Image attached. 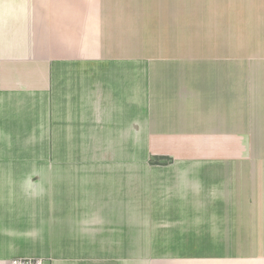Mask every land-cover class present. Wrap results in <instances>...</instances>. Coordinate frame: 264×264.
Here are the masks:
<instances>
[{
    "label": "crops",
    "instance_id": "obj_1",
    "mask_svg": "<svg viewBox=\"0 0 264 264\" xmlns=\"http://www.w3.org/2000/svg\"><path fill=\"white\" fill-rule=\"evenodd\" d=\"M207 75H232L230 110ZM14 258L264 264V0H0Z\"/></svg>",
    "mask_w": 264,
    "mask_h": 264
},
{
    "label": "rangeland",
    "instance_id": "obj_2",
    "mask_svg": "<svg viewBox=\"0 0 264 264\" xmlns=\"http://www.w3.org/2000/svg\"><path fill=\"white\" fill-rule=\"evenodd\" d=\"M160 76H162V75H160ZM172 76L175 77V75H172ZM213 76L216 77L217 75H207L208 78L213 77ZM231 76L232 75H218L217 76V82H215L216 85L214 84L215 85V89H213V91L212 90L206 91V95H204V97H207V98L209 97L208 98L209 99V103L213 104L214 107L219 105V107H221V109L223 107L224 110H230L231 100H232V95L230 94L231 87H232ZM241 88H244V87L242 86ZM223 113L226 114L228 112L227 111H223ZM226 119L230 120V117H229L228 114L226 116ZM223 141H225L229 145V147L231 149V137H230V135H229V137L227 139H223ZM230 149L224 147L223 148L224 153L223 152H218V153H214L213 154V153H209L208 152V153H205L203 155L208 157L209 158L208 160H211L213 157L218 159V158L223 156L222 157L223 160L231 161L232 157H231V153H230L231 150ZM148 156H149V154L146 153L145 154V162H146V160H148L151 165H155L152 162L154 160V156L151 155L150 158L147 159ZM225 156H227V158ZM159 160L160 159H157V161L154 160V162L155 163H159L158 162ZM198 160H203V159L199 158ZM243 160L246 161V157H243V159L241 158V161H243ZM173 161L174 160L172 159V162Z\"/></svg>",
    "mask_w": 264,
    "mask_h": 264
},
{
    "label": "built area",
    "instance_id": "obj_3",
    "mask_svg": "<svg viewBox=\"0 0 264 264\" xmlns=\"http://www.w3.org/2000/svg\"><path fill=\"white\" fill-rule=\"evenodd\" d=\"M10 264H47L44 259L39 258H14Z\"/></svg>",
    "mask_w": 264,
    "mask_h": 264
},
{
    "label": "trees",
    "instance_id": "obj_4",
    "mask_svg": "<svg viewBox=\"0 0 264 264\" xmlns=\"http://www.w3.org/2000/svg\"><path fill=\"white\" fill-rule=\"evenodd\" d=\"M157 159H160V160L158 161L159 163H155V162H154V160L157 161ZM154 160L152 161L153 164H163V165H167V164H169V163L172 162V159H170V158H154Z\"/></svg>",
    "mask_w": 264,
    "mask_h": 264
},
{
    "label": "clouds",
    "instance_id": "obj_5",
    "mask_svg": "<svg viewBox=\"0 0 264 264\" xmlns=\"http://www.w3.org/2000/svg\"><path fill=\"white\" fill-rule=\"evenodd\" d=\"M83 222H84V223H88V220L86 219V220H84Z\"/></svg>",
    "mask_w": 264,
    "mask_h": 264
}]
</instances>
